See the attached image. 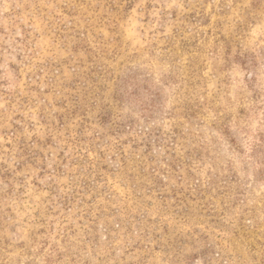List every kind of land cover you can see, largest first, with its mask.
<instances>
[{"label": "rangeland", "instance_id": "374dc122", "mask_svg": "<svg viewBox=\"0 0 264 264\" xmlns=\"http://www.w3.org/2000/svg\"><path fill=\"white\" fill-rule=\"evenodd\" d=\"M0 264H264V0H0Z\"/></svg>", "mask_w": 264, "mask_h": 264}]
</instances>
